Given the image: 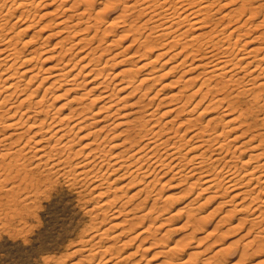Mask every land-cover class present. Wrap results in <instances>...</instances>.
<instances>
[{
  "label": "rangeland",
  "instance_id": "1",
  "mask_svg": "<svg viewBox=\"0 0 264 264\" xmlns=\"http://www.w3.org/2000/svg\"><path fill=\"white\" fill-rule=\"evenodd\" d=\"M74 1L75 0H68V2L60 3L59 0H55V1L48 0V2L52 4L49 3L48 5H44V6L43 4H41L38 7L33 8L29 20L34 19L32 21L36 23L35 26L31 27V30H28L26 33L25 32L21 33L18 36L17 31L18 28L21 26V22L19 21L16 22L13 28H9V25H7L8 27L2 32L4 37L14 36L13 42H16L15 45L22 49L21 57L26 56L28 53H30V50L33 48L34 49L39 48L40 51L43 50L40 57L31 59L29 60V62L28 61L24 63L22 62L23 64H20L21 63L20 61V63L16 65L18 71L27 66H28L27 68L32 69L35 65L33 69L39 71L38 74L39 76L36 78L37 80L34 79V82L31 83V85H33L34 83L37 84L42 78V76H46L51 70L50 68L53 67L56 63L59 62V65H61L62 62L61 60L63 59L61 58L60 60H58L59 59L58 57L65 52H63L62 49L60 48L62 45H67L75 37L86 36L85 34L91 35L96 29L98 30L95 39L91 40L90 42L83 41L82 42L83 44L81 43V45L80 44L74 45L73 48L74 50L71 51L74 55L71 52L66 54V56H64L63 54V56L66 58L67 55L68 57H71L73 55L72 57H74V59H72V62L71 61L69 62V65H72L73 62L77 61L76 62L77 64L74 66L73 73L77 72L82 66V64L84 63L86 64L88 59H90L86 57L84 59L85 62L80 60L78 61V57H81L84 51L97 47L95 45H98V43L100 44V46H98L97 49L94 50L95 52L94 51L92 52L94 53L91 54L92 56L97 54L100 55L104 47L108 49L107 50L105 49L103 51L104 53L101 54L100 58L97 59L95 62L92 61L91 63H88L87 64L88 66L85 65V67L87 68L82 69L83 73L81 72L79 76L78 75L76 76L75 82H80V80L85 81L81 83L83 86L81 85L79 87L78 85L77 87L75 85L68 84L67 86L62 85L60 88L58 86L52 87L53 89L51 88V90L47 91L46 96L43 98V101L41 103V105L45 107L44 109L45 111L30 116L29 118H27V120H25L24 123H22V128H23L22 130L24 131V134L22 138L19 140V142L13 145L14 147L17 146L20 147L24 144L25 140L28 137H30L31 135L34 136L30 139L28 145L24 147L22 151L24 152V156L23 155L21 156L22 157L21 162L22 164L26 165V169L30 171L33 170V172L37 174L40 173L42 175L44 174L43 177L44 176L45 177H44V182L43 180H40L41 182H39V184H36L35 188L30 187V190L27 188L26 190L21 192L22 194L23 193L26 194V192L27 193L29 192V194L31 193L30 197L32 200L30 199L28 201H25L22 200L21 196L20 198L17 197L16 207L19 209V210L15 209V211L18 210L19 212L17 214L16 212L14 213L13 211L14 209L12 208V205L14 203L8 200L10 199V197H13V194L9 192L8 193L2 191L0 192V198H2L0 202L3 201L0 204L1 205L0 208L3 206L2 208L3 210L0 209V214H1L0 215V227H1L0 228V264H96V263L97 264H264V220L256 218L257 219V223H256V219L254 218L255 215L252 214L253 212L252 210H248L245 208H244L245 210L244 209L239 210L240 205L245 204V206L250 205V207L257 206L258 208H260L259 210L264 211V205L260 200L264 194L262 191H260L259 185L257 186L259 191L257 188H255L257 189V191L253 189L252 190L253 193H251V195L254 194L258 195L259 198L255 199L254 201H251L252 202L251 203L250 202L251 197L247 195L250 198L249 197L247 199L241 198L244 199V203L240 202L239 205L238 201H240V199L231 201L228 199L227 195L218 196L216 194L217 196L215 197L214 196L215 193L211 192V190H202V187L204 185L201 180H198L197 184L192 183L191 185V181H194L195 179L194 177L192 178L189 177L187 179L182 180L177 178L176 176L175 177L172 176L170 174L171 172L170 173L167 172L162 176L160 175L161 173H159V171H156L154 175L157 174L158 180L154 181L153 183L151 182L149 185L146 184L147 183L146 178L143 180H139V178L138 177L135 178L134 175L126 174L122 176L120 179L118 178L114 180L113 182L109 181L111 182L109 185L106 182L104 186L107 184L108 188L106 186L105 188H107L108 190L103 192L105 189L101 190L95 188L94 191L93 189L94 184L92 185L93 182H90L89 179L87 180L86 176L85 178L84 176L81 177L82 179L81 178L80 179L76 178V180L72 179L73 180L72 183L74 184L73 185L70 182L71 180L68 181L69 180L68 176L66 175L64 176V174L60 175L61 172L58 173V171L54 170V168L50 169L49 165H47L48 166L47 167L43 163L41 165L37 164V162L38 161L40 162V160L45 161L46 156L38 159L39 152H37V150L34 149L35 148L37 149V147H39L40 144H47V150H49L50 148L49 144L53 142L57 137L55 136L50 138L49 141H45L46 143L40 140V142L41 141L42 142L41 143L38 142L39 144L37 145L35 141L38 138L39 139L41 138H40V134H38L39 136L32 134L33 129L29 128L32 121L45 118L46 123H48L49 121L57 123L56 122L57 120L63 118V115L64 116L66 115L65 117H68V119L65 117L63 118L66 119L64 120L65 123H67V120L69 121L72 118V121L71 120H70L71 122L69 121L71 124L75 121L74 119L77 117L75 115L76 110H82L83 108H84L83 113L85 115L87 116L91 115L90 117H94L92 111L95 112L96 110H98L100 104L103 103L101 101V98H98V96L100 95L99 93L100 88L95 87L97 85L96 84L97 80L100 81V79L108 75L106 78V83L110 84L109 89L113 87L114 84L115 86L118 85L117 83H119L120 79L122 78L121 72L124 69H127L129 67L135 69L136 64L140 65L141 63L153 59L160 49L159 48L160 46L158 47V45H160V42L168 41L170 40L171 37V35L168 36L161 35L162 37L155 36L158 31L156 29H151V26L153 25L151 22L145 28H142L140 30L141 35H146L151 31L152 35L150 36V38L146 42H144V44L140 40L134 41L132 43V39H134L137 36L134 35L135 32L131 33L130 31H126L124 28L119 27V22L117 21L116 23L115 21L113 22L114 16L123 9V5L124 3L127 2V0H120L118 2L117 1L115 2L114 0H108V1H112V4L108 5L107 3V6L100 4L101 1H107V0H95L92 3V5L89 6V12L91 13V16L96 15L97 9H100L99 11L102 10V12L99 15L100 19L97 23V26L93 28L92 31H88V32H85V30L77 31L79 30V28L85 27L84 24L81 22L79 24H76L75 26L69 27L68 29L65 30L66 32L62 34L60 32L58 33L55 30L59 28L55 26L54 21L57 18V16L60 15L58 14L54 15L56 13L53 14L54 12L53 9H55V7L58 6L57 9L59 8L58 9L59 11L57 12L60 13L61 15L71 14L74 11L73 9H76L77 7H73L71 10H63V7L71 4ZM223 1L228 2L226 7L223 6V8H220L218 14L217 13H215V15L213 14L214 18L219 17L222 13H224L227 9H229V7L230 8L235 7L236 4L238 3L237 1L229 2L228 0H221L220 2L217 3V5H215L216 7L214 6V8L215 9L218 8L217 6L224 3ZM79 7L83 8L85 7V4L82 3L80 4ZM62 10L64 12H62ZM19 12L20 11L15 10L14 12H11L9 15H6L8 21L16 20V17L19 15ZM133 17L134 16H132L131 19ZM75 18L76 17H72L70 21H72V23L77 22V18L76 21L73 20ZM48 20H50L49 21L50 23L47 22ZM139 20L140 19L136 20L137 21L136 23L138 25L140 23ZM253 22L255 21H251V23ZM47 23H49V26H44V24L46 25ZM40 26H43L42 27L43 29L39 30L38 28ZM254 29L255 26L252 27L251 30L247 33L248 35L246 34L244 36L245 40L250 39L252 35L256 33L257 30ZM35 30H37L38 33L36 32L35 34L33 32ZM104 30H106L105 33ZM75 31H77L76 33L79 34L74 35ZM68 32H69V39L66 40L65 38L64 41V38L62 37L67 35L66 33ZM70 34L73 37L72 39H70L71 36ZM31 35L34 36V38L32 37L34 40L33 39L30 40L29 37H31ZM46 35H49V37ZM154 36L155 38H152ZM26 39L27 41H30V44L26 47H22V43H23L22 41ZM60 39L61 41H63L64 44L59 43L60 41L58 40ZM258 42L260 43V41H255L251 45L256 47H258L259 45L260 47L262 44L260 43L261 44L260 45ZM55 43L56 44L59 43V45H55ZM130 43H132L133 45L132 44L130 45ZM152 43H153V47L156 46L155 48L143 49L146 48V45H150ZM53 44L55 45V47L53 46ZM245 47L246 48L244 49L241 48L239 53L246 51L247 47H249V44ZM174 48H172L171 51L168 50L170 52H166V54L156 59L157 61L153 60L152 61L153 63L151 62L150 64H147V66H144L143 68H141V70L139 69L140 71H136V73H134L135 84H133V86L136 85L137 90L136 89L132 90L134 89V87H131L124 90V93L123 91L119 93L117 92L118 90L116 91L117 92L116 96L118 95L119 96L117 97L118 98L117 104L114 107H118L119 111H117L114 114L115 116L112 115L110 118H108L107 119L108 122H111L113 119H116L117 117L116 122L115 120H113L114 122L112 121L114 126H116L115 123L117 124L118 122L120 124L124 120V119L121 120V118H124V116L119 118V115L121 116L124 112L126 113L128 111L130 112L132 109L135 110V108L142 109V105H145L147 103L146 106H143L142 112L140 109L138 113L132 116L130 115L131 117L127 115L128 120H131V118H135V116H144V114H146L145 112L148 109L155 108L157 106V103L161 98H162L161 104L158 105L157 109L155 108V113L156 114L162 113L164 109L166 110L167 107L172 106L173 104L176 105L178 103L185 102V100L187 99V95H189L193 90L199 87L201 80H203L201 76L202 75L204 76V73L202 75L198 74L199 72L203 71L202 67L200 68V66L199 67L196 66L194 68V66L199 65L200 61L195 60L198 58L192 60L191 59L192 57L189 56L187 57L189 60L186 59L187 61L184 62L183 65H181L182 63H179L180 59L188 55L187 50L186 52L184 51L185 53H187L184 56L183 54L182 55L178 54L176 55L175 58L173 57L170 59H166L171 57L172 52H175L173 50ZM81 49H83V51H81ZM149 49L152 51L150 53H147L146 51ZM77 50H79V52H77ZM260 51L258 52L259 54L256 53L257 58L264 54V49ZM57 52H60V55L59 53L57 54ZM132 52L135 53L133 54ZM137 52L140 54V56ZM143 52L147 54L141 56ZM114 53L117 54L115 55L114 59H112L113 61L109 60L107 63H104L105 58H107L108 56L112 57ZM131 53L134 56H132L131 58L127 57L128 54ZM51 54L52 56H54V58L51 57ZM91 55L89 57H92ZM45 58L48 59L46 60ZM191 60L193 64L191 63ZM117 61H119V63L114 64V62ZM260 62L263 64L261 66H264V60H261ZM93 63L98 65V66L96 65L95 67L96 70H94V72H91L89 75L87 74L88 76H83V74L85 75V72L88 71L89 67H92ZM176 63L179 64L175 65ZM47 67L49 68V71ZM98 69L102 72V75H100L101 77L99 78L94 77L95 79L92 81L91 78H93V75L95 76L96 71H98ZM188 69L189 70L192 69V70L186 71L188 75L187 76L184 70H188ZM150 71H153V73ZM244 71H245L244 68L241 69V71L238 72L237 77L238 76L241 77L245 75V77H243L245 81L249 78V76L251 78L255 74L257 75V72L253 74H249L248 71H245L247 74H244ZM115 73L116 74L119 73L120 75L118 74L115 75ZM147 73L148 75H146ZM197 74L199 76H197ZM194 75L196 76V80L195 79L191 80L190 77L192 76L194 77ZM17 76L20 77L19 74H17ZM17 76L14 75L15 78L20 80V85H22L21 83L23 81L26 82L27 75L23 77L21 76L22 78H18ZM263 76H264V70L263 73L259 74L257 79H254L255 81L254 80L251 82L249 81L248 82L249 84H246V82L245 83L243 82V84L241 83L243 86L245 84V87H243L241 84L236 86L238 87V90L240 88L250 89L249 91H247L249 94L254 93V90L255 92L261 90V92L258 91L259 93H261V98L259 99L258 107L256 104H254L252 108L250 107V104L252 105L250 99L252 98L251 95L248 94L241 96L237 104L236 102H234L235 110H237L236 111L237 113H239V111L241 113V111L242 110L244 111V109H246L247 106L249 107V110H247L248 116L246 117L247 119L245 121V123L249 125V129H247L248 127L243 124V127L229 131L227 133V137H234L235 135H238L235 140L231 141L230 145L231 147H234V145L235 146L239 145L238 149H236V154L238 156L236 160V164L238 165L240 173H243L246 169L251 168L252 166L258 164V162L260 161L259 157L250 160L248 159H249V154H254L256 152V149L253 148L252 145H254V143H256V141H258V138L260 137L257 136V138H255L254 140L249 141L250 139L249 136H252L253 134H257V132L258 133L261 132L262 134H264V122H263L264 121L263 120L264 119L263 117L264 116V103H263L264 86L257 85L259 81L264 82ZM185 77L186 78L189 77L188 80L191 81V83L185 81L186 80ZM141 78H145V80L139 83ZM221 80L222 79L220 78H213L212 80L207 81L205 84H203L199 92L193 95L192 97H190V99L185 103L183 111L169 113L168 114L169 116L168 115L161 116L160 114L154 116L155 120L156 119H158L159 121L162 120V123L160 122L161 124L158 122L159 127L163 125L166 119L169 120L170 118H174V120L172 121L173 123L169 122L168 124H166L167 126L165 125L166 128L164 127L165 128L164 131H166L168 128H170V130L173 132L175 131V129H178L177 134L179 135V137L176 135L175 137H173L172 140L173 141L176 140L177 142H180L185 137L191 135L192 130L203 127L207 123L208 118L210 119L213 116H215L214 122L219 121L218 116L224 107V103L220 105L213 103V101H215V96H216L215 92H213L215 90H212L205 95L203 94L206 92L207 88H211L215 84V82ZM45 83L46 82H44V84ZM90 85L94 87V90L92 88L91 89L88 88L91 87ZM75 87L78 89L76 90ZM0 88L2 89V91H4L3 87ZM68 88L70 91L68 90ZM85 88L87 89V91L88 90L91 91H88L89 93H87ZM29 91L30 88L28 87V89L22 91L21 94L23 95L20 96L18 93L15 94L14 96H12L10 100L6 102L5 105L8 106L10 103H13L15 105L17 104L18 106V104L20 103V99L26 98L25 96H27ZM83 91L85 92V94ZM156 91H157V95H153ZM143 92H145L146 94L141 96ZM42 94H43V87L39 89L36 95L41 96ZM123 95H125L126 97L124 99L125 101L122 100L123 98L120 101L119 98L122 97ZM152 95L154 96V98L153 97L152 99L149 98V96ZM171 97L177 99L174 100ZM92 98L95 99V102L91 101ZM149 99L151 100L149 101ZM137 100L139 101L138 104L136 103ZM171 100L174 102L177 101V103L174 102L170 103ZM198 101L200 102L197 103ZM243 101L245 103H243ZM30 103H33V98H28L20 106L27 107L30 105ZM5 105L3 109H6ZM123 105H126L125 106L126 109L123 108L124 107ZM138 105L139 106L141 105V107H138ZM61 106L62 108H60ZM77 106L79 109L77 108ZM70 109L71 112L69 111ZM72 109H74V111ZM29 111H33V108H31ZM72 111L74 113L73 116L71 115L73 114ZM252 111H254L253 114H251ZM199 112L200 113L202 112L201 115ZM17 113L19 114V111ZM1 114H5L3 121L8 119L7 111L2 112ZM23 117L24 119H26V116L23 115ZM69 117L71 118L69 119ZM144 118L146 117L144 116ZM187 119L191 121L189 122ZM151 121L153 120H147V123L143 125L144 121L141 120L136 125V127L135 125H133L136 123L132 121L131 124L132 128L129 129L130 131H128V134L130 135V137H136V139H138L139 142L137 143V145H141V143L144 141L141 135L145 133V129L150 127V124L152 123ZM181 121L183 122V125ZM179 122H180L179 124L180 126L178 127L177 124ZM111 124L110 126L113 125ZM84 125L85 122L78 124V126H84ZM114 126L109 132L107 129L104 130L105 132L102 131L100 137H97L96 140L93 134H90L89 135L90 137L86 135V138L88 139H85V136L84 138H81V136L83 137V135H85L88 131H90L91 128H89L88 126H87L88 129L86 128V126H84V128L78 130L80 131L79 132L80 134H78V131H74L77 132L75 133L76 139H74V142L75 140H77L76 143L74 144L73 142V144L71 145V150L69 148V151L68 149L62 152H60L59 150H58L59 152L55 151L57 152L56 157L60 155L66 156V154L69 153L71 162L74 163L78 160H81L84 157L83 156V154L85 153L84 151H86V148L83 145L86 142H90L91 140H93L94 142L91 141V143H95L92 144L93 147H97L99 145L98 146L99 149L103 148V150H105L104 152L106 154L107 159H111L112 155L119 150L118 147L113 148L112 145L120 142L121 140V136L112 138V136H115L117 134L116 131L118 132L120 130L119 129L120 126L117 127L118 124L116 127ZM218 126L219 128H222L223 124L219 123ZM231 126L232 124L229 126V128H232ZM7 130L8 128L1 129L0 127V135L1 133L6 132ZM74 132L71 133L72 136L74 135ZM106 132H108L109 136L107 135L105 138H103ZM241 132L242 133L245 132V133L241 135ZM164 135L165 134H162L163 137ZM194 141L195 139L190 140L186 144V146H188V144ZM7 146L8 145L4 147ZM30 146L32 149H29ZM80 146L85 149H81ZM77 149L78 151L83 150V152L81 151L82 153L73 155L74 151H76ZM33 151L36 152L37 154L36 153L34 154ZM25 152L27 153L25 154ZM26 156H28L29 158ZM22 159L24 160L25 163L22 161ZM245 159L246 161L248 160L247 163L242 164V162H244ZM35 164L36 166L38 165L39 167H36ZM123 171L124 168L120 170V172L118 173L120 174ZM50 172H54V173H50ZM91 175L92 174L90 173V176ZM66 177L68 178V180H66L67 179ZM108 177L110 179H114V177H116L115 172L110 174ZM83 179L86 180L84 181ZM255 183H256L255 181H252L251 184L254 185ZM123 184L126 185L122 186ZM6 186L9 187L10 184L8 183ZM142 187L144 188V191L142 190L143 189ZM139 189L140 191L137 192V190ZM100 191L103 192V194L97 196L96 193L97 192L100 193ZM114 196L117 198H115ZM107 197H109L108 199H111L112 205H108L107 207H105L101 203L104 202ZM143 198H145V200ZM224 198H227L226 199L227 202L220 204L219 202L224 200ZM4 200H6V202L8 203L10 202L11 205L5 203ZM260 204H262L263 206L261 205L259 207ZM104 207L107 209H103ZM6 208L8 209L7 210L8 212L9 211L12 212L7 213L5 211ZM117 209H119L118 211H120L118 213L120 217L118 216L119 219L118 218L113 219L111 216L114 214L112 213L114 210ZM4 212L5 214L8 215L5 216ZM122 218L123 220L127 219V221L126 220H124L126 222L122 221ZM119 221L123 223H120ZM112 222L114 223L118 222L119 224L117 223L118 226L113 227L111 225ZM105 227L108 228L105 230V234L102 235V238L98 239L97 237L95 238L94 236L92 240L88 241V239L92 235L100 233L102 231V228L104 229ZM118 233L121 235H119ZM114 234H118V236L116 235L114 236ZM93 241L94 242L97 241L96 244L92 246L93 250L96 253L92 258V260H88L87 258H85L84 255L85 253H88V251L86 250L89 249L88 247L92 245Z\"/></svg>",
  "mask_w": 264,
  "mask_h": 264
},
{
  "label": "bare ground",
  "instance_id": "2",
  "mask_svg": "<svg viewBox=\"0 0 264 264\" xmlns=\"http://www.w3.org/2000/svg\"><path fill=\"white\" fill-rule=\"evenodd\" d=\"M49 1H51V0H49ZM52 1H55V0H52ZM59 1H60V3L68 2V0H59ZM94 1L95 0H75L71 4L63 7V10H71L73 7H77L76 9H73L74 11L71 14H67V15L66 14L61 15L60 13L57 12V11H59L58 10L59 8L57 9L58 6L55 7V9H53L54 12L53 11H51V12H53V14L56 13L54 15H57V14L60 15V16H57V18L55 19V21H54L55 23L52 22L55 24V26H57L59 28V29L55 28L56 29L55 31H57L58 33L60 32L62 34L64 32H66L65 30L68 29L69 27L75 26L76 24H79L81 22L84 24L85 27L79 28V30H77V31H80V30L81 31L85 30V32L92 31L93 28H95L97 26V23L100 19L99 15L102 12V10L99 11L100 9H97L96 15H93L94 17L91 16V13L89 12V6L92 5V3ZM114 1L118 2L120 0H114ZM220 1L221 0H127V2L124 3V5H123V9L121 11H119L114 16L113 22L114 21H115V23H116V21L119 22V27L124 28L126 31H130L131 33L135 32L134 35H137V36L135 37L136 39L135 38L132 39V43L134 41L140 40L144 44V42H146L150 38V36L152 35L151 31L149 33H147L146 35H141L140 30L142 28H145L151 22L153 24L152 26L150 24L151 29H156L158 31L155 36L159 37L161 35H165V36L171 35L170 40L160 42V45H158V47L160 46L159 47L160 49L158 48L159 51L157 52V54L155 55V57L153 59H151L147 62L141 63L140 65L136 64L135 69L134 68L132 69L130 67L127 69H124L121 72L122 78L120 79L119 83H117L118 85L115 86V84H114V86L109 89L110 84L106 83V78L108 75L106 77L102 76L103 78L100 79V81L97 80V83H96L97 85L95 87L100 88V92H99L100 95L98 93L99 96L98 95L97 96H98V98H101V101L103 103L100 104V106L98 107V110H96L95 112L92 111V114L94 117H90L91 115L90 116L85 115L83 113L84 108L83 109L81 108L82 110H76L75 115L77 117L74 119L75 121L71 124H70V122L72 121L71 117L74 115V113H73L74 109H72L73 110L72 111L73 114H71L72 116L69 117V119L71 118L70 119L71 121L69 120L70 121L69 122L67 120V123H65V121H64L66 119H63L66 115L65 116L63 115V118L60 117L61 119L57 120L56 121L57 123H54L51 121L46 123L45 118L37 119L38 121L37 120L32 121V123L29 127V128L33 129L32 134L37 135V136H39L38 134H40V138H41V139L38 138L35 141L37 143V145L39 143H41L42 141H44V143H46L45 141H49L50 138L55 137V136L57 137L53 142H51L50 144L48 143L50 145L49 150H47V144H40L39 147H37V149L36 148L34 149V150H37V152H39L38 159L46 156L45 161L40 160V162L38 161L37 164L41 165L43 163L46 166L49 165L50 169L54 168V170H57L58 173L61 172L60 175L64 174V176L65 175L68 176L69 180L67 177H66L67 178L66 180H68V181L71 180L70 181L71 183L73 181L72 179L76 180V178L80 179L81 177L84 176V178H85V176H86L87 180L89 179L90 182H93L92 185L94 184V187H93L94 191L96 188V189H101V190L105 189L103 191V192H105L106 190H108L107 186L111 182H113L114 180H116L118 178L120 179L122 176H124L126 174L127 175H129V174L134 175V177L135 178L138 177L139 180H143L146 178V181H147L146 184L149 185L151 182L153 183L154 181L158 180L157 174L154 175V173L156 171H159V173H161L160 175H162V176L164 174H166L167 172H169V173L171 172L170 174L172 176H174V177L176 176L177 178L182 179V180L187 179L189 177L190 178L194 177L195 179L193 178L194 181H191V185H192V183L197 184V181L201 180L203 185H204L202 187V190H211V192L215 193V195H214L215 197L217 195L218 196H222V195L226 196L227 195L228 199L231 201H234L236 199H240V201H238L239 205H240V202L244 203V199L245 198L247 199L249 196L251 197L250 202L259 198L258 195H255V194L251 195V193H253L252 190L257 188L258 185L260 186V188H259L260 191H262L264 194V134H262L261 132L260 133L257 132V134H253V135L251 134L252 136H249L250 137L249 141L254 140L255 138H257V136L258 137L260 136V137L258 138V141H256V143H254V145H252L253 148L256 149V152L254 154H249L248 160L259 157L260 161L258 162V164L252 166L251 168L246 169L243 173H240L238 165L236 164V160L238 158V156L236 154V149H238L239 145L238 146L234 145V147H231V145H230L231 141L235 140L238 135H235L234 137H227V133L229 131L239 129V128L243 127V124L248 127L247 129H249V125H247L245 123V121L247 119L246 117L248 116L247 110H249V107L247 106V108L244 109V111L242 110L241 113H240V111H239V113H237L236 112L237 110H235L234 102H236V104H237V102H239L241 96L248 94V95H251V98H252V99H250L251 103H252V105L250 104V107L252 108L254 106V104H256L258 107L259 99L261 98V93H259V92H261V90L260 91L258 90L259 92L258 91L255 92V90H254V93L249 94L247 91H249L250 89H248V88L247 89L246 88L241 89L239 87L240 89L238 90V87H236V86L240 85L241 83L243 84V82L244 83L246 82V84H249L248 83L249 81L251 82L254 79H257L259 74L263 73V70H264V66H261L263 64L260 62L261 60H264L263 59L264 54L258 58H257V54H256L260 50L264 49V0H228L229 2L237 1L238 3L236 4L235 7H232V8L229 7V9H227L228 11L225 9L226 11L224 13H222L219 17L214 18L213 14L214 15H215V13L218 14L219 13L218 11L220 10V8H223V6L226 7V5L228 3V2L223 1L224 3L217 6L218 8L215 9L214 6L217 5V3ZM49 3L50 2H48V0H0V87L4 88V91H2V89L0 88V127H1V129L8 128V130H7L8 132L6 131L7 133L4 132V133H1V135H0V192L1 191L7 192V193L9 192V193L13 194V197H10V199H8V200L14 203L12 205V208L14 210L13 209L12 210L14 211V213L16 212V214L19 213L18 212L19 209L16 207L17 206V197L20 198V196H21L22 200H25V201L30 200L31 199V197H30L31 193L29 194V192L27 193L25 191L26 194H24V193L22 194L21 192H23L27 188L30 190V187L35 188L36 184H39V182H41L40 180H43V182H44V177H45V176L43 177L44 174L43 175L41 173L37 174V173L33 172V170L30 171V170L26 169V165L22 164V162H21V158H22L21 156L22 155L24 156V152H22V151H23L24 147L26 145H28V143L30 142V139L34 136L31 135L30 137H28L22 146L19 145L20 147H18V146L14 147V145H13V144L19 142V140L22 138V136L24 134V131L22 130L23 129L22 123H24L25 120H27V118H29L30 116H33L37 113H42L43 111H45L44 110L45 107H43L41 105V103L43 101V98L46 96L47 91L51 90L52 87L58 86L60 88L62 85L67 86L68 84H72V85H75L77 87L79 85V87H80L82 85L81 83L84 80H82V81L80 80V82H75L76 76L77 75L79 76L81 74V72L83 71L82 70L83 68H87V67H85V65L88 66L87 65L88 63H91L92 61L95 62L97 59H99L100 55L103 54L104 53L103 51L106 49V47H104L102 49V52L100 51L101 52L100 55L97 54V55L92 56L91 54H94L92 52L95 49H97L98 46H100V44L98 43V45H95L97 47L84 51L83 55L81 57H78V61L79 60L84 61V59L86 57L90 58V59H88L86 64L84 63L85 62L84 61L83 62L84 64H82V66L80 65L81 66L80 69L77 72L73 73L74 66L77 64L76 63L77 61L74 60L75 62H73L72 65H69V62L70 61L72 62V59H74V57H72L74 54L71 52L72 50H74L73 49L74 45H77V44L81 45V43L83 41L90 42L91 40L95 39L97 36L98 30L96 29L91 35L85 34L86 36L75 37L68 44L66 43L67 45H62V46L60 45L61 46L60 49H62V51L65 52V53H63L64 56H66V54H68L70 52L73 55L72 56L70 55L71 57H68V55H67V58L64 57L63 54L59 57L57 56L59 58L58 60H60L61 58L63 59V60H61L62 61L61 65H59V62H58L51 68L49 66V68L51 69L50 71H49V68L47 67L49 73L46 76H42V78L40 76V78H41L40 81L37 84L34 83L33 85H31V83L34 82V79H36L39 76L38 75L39 71H36L33 69L35 67V65L33 64L34 67L32 66L33 70L30 68H27L28 67L27 66L25 68L21 67L22 69H20L19 71L17 70L16 65H18V63H20V61H21L20 64H23L24 62H27V61L29 62V60H31V59H35V58L40 57L43 50L40 51L39 48L38 49L33 48L30 50V53H28L26 56L21 57L22 49L15 45L16 42H13L14 36H5L4 37L2 32L8 27L7 25H9V28H13L15 26L16 22H19V21L21 22L22 27L20 26L18 28V31H17L18 36L21 33H24V32L26 33L28 30H31V27L35 26V23H36V22L32 21L34 19L29 20L31 17L33 8H36L41 4H43V6L48 5ZM82 3L85 4V7L80 8L79 6ZM107 3H108V5L112 4V1L107 0V1H101L100 2V4H103L104 6H107ZM50 4H52V3H50ZM15 10L20 11L19 15L16 17V20L8 21L6 15H9L11 12H14ZM63 10H62V12H64ZM132 16H134V17L131 19ZM72 17H76L77 22L72 23V21H70V19ZM33 18H34V16H33ZM76 18L73 20L76 21ZM138 19H140L139 25L136 23L137 22L136 20H138ZM49 21L50 20H48L47 22H49ZM52 21H53V19H52ZM251 21H255V22L251 23ZM49 23H47L46 25L44 24V26H49ZM254 26H255L254 30H257L256 33L254 35H252V37L250 39L245 40L244 36ZM42 27L43 26H40L38 29L41 30V29H43ZM37 30H35L33 32L36 34ZM73 30H75V29H73ZM77 31H75L74 35L79 34V33H76ZM57 32H55V33H57ZM105 32H106V30H104V33ZM66 34L67 35L62 37V38H64V41H65V38H66V40L69 39V32ZM32 35H31V37H29L30 40L34 38V36H32ZM46 36L49 37V35H46ZM155 36L152 38H155ZM72 38L73 37L71 35L70 39H72ZM61 39L58 40V41H60L59 43H63V41H61ZM255 41H260V43L262 45L259 42L258 43L261 45L260 47H259V45H258V47L251 45ZM22 42H23L22 47H26L30 44V41H27V39L23 40ZM88 42H87V44H88ZM59 43H57V44L55 43V45H59ZM132 43H130V45ZM248 44H249V47H247L246 51L239 53L241 48L242 49L246 48L245 46H247ZM55 45L53 44L54 47H55ZM166 46H168L169 48ZM82 47H83V45H82ZM155 47H153V43H152L150 45H146V48H143V49L155 48ZM172 48H174L173 50L175 52H172L171 57L166 58V59H170L173 57L175 58L176 55H178V54L179 55L183 54V56H184L188 53L187 56H184L182 59H180L179 63H182L181 65H183L184 62L187 61L186 59H188L187 57H189V56L192 57L191 58L192 60H194L195 58H198L195 60H199L200 62L199 61H197V62H199L200 64L199 65L194 64L195 66L194 65L193 66H194V68L196 66H198V67L200 66V68L202 67L203 71L202 72L198 71L199 72L198 74L202 75L204 73V76L203 75L201 76L203 80H201L199 87L197 89L193 90L189 95H187V99L185 100V102L178 103L176 105L173 104L172 106L167 107L166 110L164 109L162 111V113H157V114L164 116V115H168L169 113H174L177 111H183L185 103L190 99V97H192L193 95H195L199 92V90L202 88L203 84H205L207 81L212 80L213 78H220V79H222L221 81L215 82V84L211 88H207L206 92L203 94V95H205L208 92L215 90L213 92H215L216 96H215V101H213V103H216L219 105L224 103V107H223L222 111L220 112L221 116H220V114L218 116L219 121L214 122L215 116H213L210 119L208 118L207 123L203 127L196 128L195 130H192L191 135L185 137L182 140L183 142L182 141L177 142L176 140L173 141L172 140L173 137H175L176 135L179 137V135L177 134L178 129H175L174 132L171 131L170 128H168L166 131H164V129L166 128L165 125L168 124L169 122H172L174 120V118H170L169 120L166 119L164 121L163 125L162 126L160 125L161 127H159V123L160 122L162 123V120L159 121L158 119L155 120V118H154V116H157V114L155 113V108L157 109L158 105L161 104V101H162L161 100L162 98H161L159 100V102L157 103V106L155 108H151V109L147 108L148 110L145 112L146 114H144V116L148 119L144 118V116H135V118H131V120H128V116H130V115L132 116V115L138 113L141 108H135V110L132 109L130 112L129 111L127 113L124 112L121 116L119 115V118L124 116V118H121V120L122 119H124V120L120 124L117 122L118 126L115 123V125L117 127L120 126V128H119L120 130L118 132L116 131L117 134L115 136H112V138L121 136V140H120V142H118V143L115 142L116 144L112 145L113 148L118 147L119 150L112 155L111 159H107L106 154L104 152L105 150H103V148L99 149V147H98L99 145L97 146V144H96L97 147H93L92 144H95V143H91V141H93V140H91L90 142L85 141L86 142L85 144L83 143L84 144L83 146L86 148V151H84L85 152L83 154L84 157L81 160H78L74 163L71 162L69 153L66 154V156L60 155V156L56 157V154L59 151L62 152L66 149H68V151H69V148L71 150V145L73 144L74 139H76L75 133H77L74 131H78L81 128H84V126H86V128H87V126L89 128H91L90 129L91 132L88 131L87 133L85 132L86 133L85 135H83L84 133L82 134L83 137L81 136V138H84V136H85V139H88V138H86V135L89 136L90 134H93V136L96 140L97 137H100L102 131H104L106 129L108 130V132L111 131V129L114 126L113 120H115V122H116L117 117H116V119L112 120L113 122L112 121L108 122L107 119L110 118L112 115H114L117 111H119L118 107H114L118 101L117 97L119 95L116 96L117 92L119 93V92L123 91V93H124V90L131 88V87H134V89H132V90H135L137 88V86L136 85L133 86V84H135L134 83L135 82L134 81V73H136V71H140L141 68H143L144 66H147V64H150L153 60L157 61L156 59H158L160 56L166 54V52H170L172 50ZM188 49H189V52H188ZM168 50H170V51H168ZM186 50H187V53H185ZM81 51H83V49H81ZM151 51L152 50L149 49L146 52L150 53ZM77 52H79V50H77ZM58 53L60 55V52H57V54ZM132 53L134 54L135 52H132ZM132 53L128 54L127 57L131 58L132 56H134V55H132ZM147 53L143 52L141 54V56L144 54H147ZM262 53H263V51H262ZM116 54L117 53H114V55L112 57L108 56L107 58H105L104 63H107L109 60L114 59ZM90 55L92 57H89ZM139 56H140V54H139ZM51 57L54 58V56H52V54H51ZM127 57H125V58H127ZM48 58H45V59L47 60ZM192 60H191V63H192ZM119 61H121V60H119ZM119 61L114 62V64L119 63ZM179 63H176L175 65H177ZM93 64H92V67H89L88 71L85 72V75L83 74V76H88L91 72H94V70H96L95 67L97 64H95V63H93ZM189 65H191V64H189ZM243 68L245 71H248L249 74H253V73L257 72V75L255 74L251 78L249 76L250 79L248 78L246 81L243 79V77H245V75H243V74H242L243 76L240 75L241 77H239V76L237 77L238 72H240L241 69H243ZM148 70H150V69H148ZM191 70L188 69V70H184V71L187 75L186 71H191ZM258 70H260V71H258ZM245 71H244V74H247ZM150 72L153 73V71H150ZM17 74H19L20 77H18ZM107 74H109V73H107ZM117 74L120 75L119 73H117ZM117 74L115 73V75H117ZM198 74H197V76H199ZM14 75H16L18 78H22L23 76L27 75L26 82L23 81L24 83L22 82L21 83L22 85H20V80L15 78ZM100 75H102V72L98 69V71H96L95 76L93 75V78H91L92 76L90 78L93 81L95 78L101 77ZM146 75H148V73ZM189 77L188 78L185 77L186 78L185 81H188L191 83V81L188 80ZM190 79L196 80V76L194 75V77L192 76V77H190ZM144 80H145V78H141L139 83L143 82ZM44 82H46V83L44 84ZM89 82H90V80H89ZM193 82H195V81H193ZM29 85H31V86H29ZM88 85H89V83H88ZM257 85L264 86V82L259 81V83ZM246 86H249V85H246ZM28 87L30 88L29 93L27 94V96H25L26 98L20 99V103L18 104V106H17V104L15 105L13 103H10L8 106L5 105L6 102L8 100H10L12 98V96H14L15 94L18 93L20 96L23 95V94H21L22 91H24L25 89H28ZM41 87H43V94L41 96H38L36 94L38 93V91ZM243 87H245V84ZM75 88H74V90H75ZM88 88L89 89L92 88L94 90V87H92V86L88 87ZM249 88H251V87H249ZM77 89L78 88H76V90ZM68 90H69V88H68ZM66 91H67V88H66ZM86 91H87V89H86ZM88 91H91V90H88ZM88 91H87V93H89ZM129 92H132V91H129ZM178 92H179V90H178ZM84 94H85V92H84ZM145 94L146 93L143 92L142 95L141 94L140 95L143 96ZM153 95H157V91ZM153 95L149 96V98H151V99H152V97L154 98ZM229 95H231V96H229ZM28 98H33V103H30V105L27 107L26 106L21 107L20 105H22ZM125 98H126L125 95H123L119 99L121 101V99L124 100ZM139 98H141V97H139ZM151 99H149V101ZM172 99L175 100L177 98H172ZM233 99H236V100H233ZM210 100H212V99H210ZM91 101L95 102V99L92 98ZM200 101H198L197 103H199ZM244 101H243V103H245ZM138 102L139 101L137 100L136 103L138 104ZM171 102H174V101L171 100L170 103ZM174 103H177V101ZM263 103H264V101H263ZM123 104H125V103H123ZM146 104L142 105V109H143V106H146ZM4 105H5L6 109H3ZM123 106H124L123 108H125L126 105H123ZM138 107H141V105L140 106L138 105ZM31 108H33V111H29ZM60 108H62V106ZM77 108H78V106H77ZM113 108H115V109H113ZM144 108H146V107H144ZM142 109H141V112H142ZM8 110H9V112H8ZM129 110H130V108H129ZM5 111H7V113H8V116H7L8 119L3 121L5 114H1V113L5 112ZM18 111H19V114L17 113ZM69 111L71 112V109ZM103 112H105V113H103ZM158 112H160V111H158ZM201 113H200V115H201ZM253 113H254V111L251 112V114H253ZM23 115L26 116V119H24ZM142 115H143V113H142ZM65 118L68 119V117H65ZM158 118H159V116H158ZM141 120L144 121L143 125H145L147 123V120H153V121H151L152 123L150 124V127L145 129V133L141 135V137H143L144 141L141 143V145H137V143L139 142L138 139H136V137H130V135L128 134V131H130L129 129L132 128L131 127L132 121H134L136 123V124H133L136 127V125ZM187 120L189 122L191 121L189 119H187ZM82 122H85V125L84 126H78V124H80ZM219 123L223 124L222 128H219V126H218ZM110 124L112 126H110ZM179 124H180V122L177 124L178 127L180 126ZM231 124H232V126H231L232 128H229V126ZM255 124H256V121H255ZM182 125H183V122H182ZM116 126H114V127H116ZM74 129H77V130H74ZM87 129H86V131H87ZM72 132H74L73 136L71 135ZM79 132L80 131H78V134H80ZM108 132H106L104 134L103 138H105L107 135L109 136ZM243 133H245V132H243ZM243 133L241 132V135ZM162 134H165L164 137L162 136ZM111 135H113V134H111ZM122 138H123V140H122ZM193 139H195V141L188 144V146H186V144L190 140H193ZM40 140H42V141L40 142ZM76 141L77 140H75L74 144L76 143ZM6 145H8V146L4 147ZM85 148L81 147V149H85ZM29 149H32L31 146L29 147ZM55 151H57V152H55ZM81 151L83 152V150H81ZM81 151L80 150L78 151V149H77L76 151H74L73 155L78 154V153H82ZM26 153L27 152H25V154ZM33 153L35 154L36 152L33 151ZM26 157H28V156H26ZM22 161L24 162L23 159H22ZM247 161L245 159V161L242 162V164L247 163ZM38 165L36 166V164H35L36 167H39ZM123 168H124V171L119 174L118 172H120V170H122ZM50 169H48V170H50ZM50 171H52V170H50ZM113 172H115L116 177H114V179H110L108 176L110 174H112ZM50 173H54V172H50ZM90 173L92 174L91 176H90ZM48 176H49V174H48ZM151 176H152V178H151ZM134 177H132V178H134ZM111 178H113V177H111ZM171 178H173V177H171ZM68 181H66V182H68ZM109 181H111V182H109ZM252 181H255L256 183L254 185H252L251 184ZM7 182L10 184L9 187L6 186L8 184ZM106 182L108 184V185L107 184L105 185L107 188H105V186H104V184ZM125 185L123 184L122 186H125ZM91 187H90V189H91ZM257 189H255V190L257 191ZM259 189H258V191H259ZM142 190L144 191V188ZM34 191H35V189H34ZM139 191H140V189L137 190V192H139ZM103 192H101V191H100V193L97 192L98 194L96 193V195L100 196V194H103ZM247 195H249V196H247ZM243 196H246V197H243ZM108 198L109 197H107L105 199V201L101 203L105 207H107L108 205H112L111 199H108ZM115 198H117V197H115ZM241 198H244V199H241ZM1 199L2 198H0V201H1ZM143 199L145 200V198H143ZM226 199L227 198H224V200L220 201L219 203L222 204V203L227 202ZM6 200H4L5 203L10 204V202L8 203V202H6ZM260 200H261L262 204L264 205V195ZM2 202H0V204ZM250 202H249V204H250ZM249 204H247V205H249ZM262 204H260L259 207ZM10 205H8V206H10ZM105 207L103 209H107ZM2 208H3V206L0 209H2ZM244 208L248 209V210H252L253 211L252 214L255 215V217H254L255 219L259 218V219L264 220V211L259 210L260 208H258L257 206L250 207V205L245 206V204L244 205L242 204V205H240L239 210H242ZM15 209H18V210L15 211ZM7 210L8 209L6 208L5 211L7 213L12 212V211L8 212ZM118 210L119 209L113 211L112 214H114V215L111 216L113 219L118 218V216H119L118 213L120 212ZM115 213H116V215H115ZM4 214H5V212H4ZM142 214H144V213H142ZM6 215H8V214H5V216ZM12 215H13V213H12ZM147 215H148V213H147ZM124 220L127 221V219H124ZM124 220L122 218V221H124ZM126 221H124V222H126ZM117 223L112 222L111 225L113 227L118 226L119 223L118 224ZM120 223H123V222H120ZM256 223H257V219H256ZM122 226H123V224H122ZM107 228L108 227H105L104 229L102 228V231L100 232L101 234L98 233V234L92 235L88 239V241L92 240V238L94 236H95V238L97 237L98 239L102 238V235L105 234V230ZM118 234H114V236L115 235L118 236ZM119 235H121V234H119ZM254 239H255V237H254ZM83 240H84V238H83ZM250 240H252V239H250ZM96 242L97 241H95V242L93 241L92 245L90 247H88L89 249L86 250V251H88V253H85L84 256L88 260H92V258L94 257V255L96 253L92 248V246L95 245Z\"/></svg>",
  "mask_w": 264,
  "mask_h": 264
}]
</instances>
